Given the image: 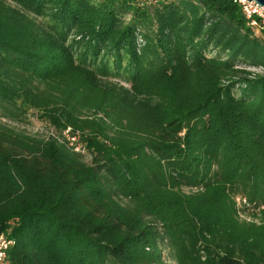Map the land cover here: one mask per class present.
<instances>
[{"label": "trees", "instance_id": "1", "mask_svg": "<svg viewBox=\"0 0 264 264\" xmlns=\"http://www.w3.org/2000/svg\"><path fill=\"white\" fill-rule=\"evenodd\" d=\"M14 1L48 11L54 25L40 28L0 2V102L36 110L61 132L69 127L94 157L88 164L56 139L0 123V229L16 241L9 264H166L161 247L178 264H264V208L258 224L241 220L232 191L246 180L248 201L264 202V76L243 78L235 97L222 77L239 71L201 50L203 27L208 35L221 28L232 56L264 61L240 6L195 0L213 20L207 25L197 4L180 2L194 11L186 16L157 0L163 63L147 68L135 45L138 23L150 21L140 0ZM117 13H132L133 22L122 26ZM71 29L83 54L122 47L133 61L131 90L157 101L101 86L76 62ZM109 122L120 136L109 134Z\"/></svg>", "mask_w": 264, "mask_h": 264}, {"label": "rangeland", "instance_id": "2", "mask_svg": "<svg viewBox=\"0 0 264 264\" xmlns=\"http://www.w3.org/2000/svg\"><path fill=\"white\" fill-rule=\"evenodd\" d=\"M90 1L94 4L101 0ZM164 1H174L175 4L179 5L182 14L186 16L193 15L192 12L194 11H192V8L190 9V6L181 5L180 2L182 0ZM186 1L197 4L195 11L197 16L200 17L204 14L203 10L198 7L199 4L195 0ZM0 2L4 5H11L12 7L21 9V11H23L27 16L28 20L35 22L40 28L50 29V26L52 27L54 25V22H52V18L48 11L37 13L23 5L21 6L14 0H0ZM138 4L140 7L143 6L146 14L149 16L150 21L148 23L140 22L136 27V50L141 54L140 59L142 60L145 67L150 68L154 66V64L158 66L163 63V60L158 59L162 57V52L158 42V39L160 38V25L156 15L160 11L161 6L157 0H140ZM117 17L119 18L122 26H126L133 22L132 13H117ZM204 20H206L205 23H207V25L209 22L213 21L212 19L209 20L206 14H204ZM219 26L222 27L223 23L221 22ZM205 29L206 27H203L200 34V38H204V40L207 42V45L205 47L203 46L201 49L203 51V55L206 57L218 58L220 61H230L232 65L231 68H236V70L239 71L236 74L230 73L232 76L224 74L222 77L223 86H228L232 95L238 97L242 93V89L247 84L246 80H243V78L251 79L256 78V76H264V61L262 59L255 58L253 54L247 57L232 56L230 51H228V44L223 43V40L228 38L230 31L226 30L224 32L221 28H219L208 35L205 32ZM251 31L252 33L249 35V38L257 43H261L263 45L264 51V41L261 32L259 33L253 29H251ZM78 38L79 37L76 36V31L71 29L68 32L66 43L72 47L76 57V62L83 63L93 70L98 83L101 86H104L105 88L115 87L129 90V96L135 100H148L152 103L157 101L156 96L138 95L136 92L131 90L132 78L131 72L128 69H130V64L133 63V61L129 54H127L122 47L119 49L120 51L118 54L114 50L110 49L109 45L100 46L96 53L89 52L87 54H83L86 48L85 43L81 42ZM217 40L218 44H215ZM41 85L44 88V84ZM20 111L17 110L16 107H12L0 102V123L6 124L27 136H31L39 140L56 139L58 142L63 143L64 145L66 144V146L72 151L78 153L84 162L88 164L92 163L94 153L85 147L84 142L79 139L78 135H75L74 131H72L74 132L72 134L71 131L61 132L56 130L46 120L40 118L36 110L27 109L24 112ZM82 112L84 117H94L92 112H87L85 110H82ZM96 116L100 117L101 114H96ZM109 134L111 136H120L121 131L115 124L109 122ZM214 154H216V162L213 163L211 171H216L218 176L221 168L218 167L219 163L217 162L219 161L221 163L224 157H221L223 154L219 153L218 148ZM247 183L248 182L246 180H238V182L233 185V199L235 201L236 208L239 210V218L247 222L258 224L260 220L256 213L258 212L259 208H264V202L262 203L259 201L257 203L248 201V199L245 197V193L248 191V187L245 186ZM199 189L200 187L195 188L186 186L182 188V191L185 193H195ZM127 203L128 201L123 199V204ZM161 252L166 264H178L174 259L173 251L169 247H161Z\"/></svg>", "mask_w": 264, "mask_h": 264}, {"label": "built area", "instance_id": "3", "mask_svg": "<svg viewBox=\"0 0 264 264\" xmlns=\"http://www.w3.org/2000/svg\"><path fill=\"white\" fill-rule=\"evenodd\" d=\"M234 1L240 6L247 25L251 27V29L260 33L264 28V6H261L255 1ZM70 131L71 129L69 127L66 130H63V132ZM15 242L14 238L8 236L5 231L0 229V264H9L8 250L15 244Z\"/></svg>", "mask_w": 264, "mask_h": 264}, {"label": "water", "instance_id": "4", "mask_svg": "<svg viewBox=\"0 0 264 264\" xmlns=\"http://www.w3.org/2000/svg\"><path fill=\"white\" fill-rule=\"evenodd\" d=\"M248 1H255L258 4H260L261 6H264V0H248Z\"/></svg>", "mask_w": 264, "mask_h": 264}]
</instances>
